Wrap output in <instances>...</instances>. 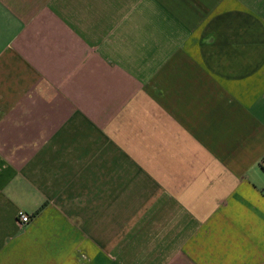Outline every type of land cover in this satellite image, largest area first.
<instances>
[{
	"label": "crops",
	"instance_id": "crops-1",
	"mask_svg": "<svg viewBox=\"0 0 264 264\" xmlns=\"http://www.w3.org/2000/svg\"><path fill=\"white\" fill-rule=\"evenodd\" d=\"M0 264H264V0H0Z\"/></svg>",
	"mask_w": 264,
	"mask_h": 264
},
{
	"label": "built area",
	"instance_id": "built-area-1",
	"mask_svg": "<svg viewBox=\"0 0 264 264\" xmlns=\"http://www.w3.org/2000/svg\"><path fill=\"white\" fill-rule=\"evenodd\" d=\"M18 217H19V220L22 222V223H29L30 220H31V217L28 213L26 212H23V211H20L18 213Z\"/></svg>",
	"mask_w": 264,
	"mask_h": 264
}]
</instances>
